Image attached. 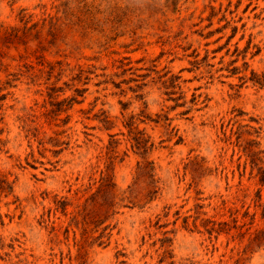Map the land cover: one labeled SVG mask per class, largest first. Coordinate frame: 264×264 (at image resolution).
<instances>
[{
	"label": "rangeland",
	"instance_id": "374dc122",
	"mask_svg": "<svg viewBox=\"0 0 264 264\" xmlns=\"http://www.w3.org/2000/svg\"><path fill=\"white\" fill-rule=\"evenodd\" d=\"M0 264H264V0H0Z\"/></svg>",
	"mask_w": 264,
	"mask_h": 264
}]
</instances>
